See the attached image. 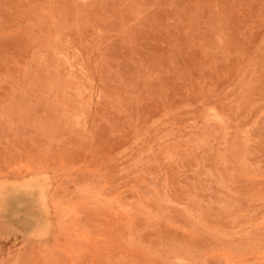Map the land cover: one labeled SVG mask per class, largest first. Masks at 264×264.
Returning a JSON list of instances; mask_svg holds the SVG:
<instances>
[{"label": "rangeland", "instance_id": "obj_1", "mask_svg": "<svg viewBox=\"0 0 264 264\" xmlns=\"http://www.w3.org/2000/svg\"><path fill=\"white\" fill-rule=\"evenodd\" d=\"M262 161L264 0H0V264H264Z\"/></svg>", "mask_w": 264, "mask_h": 264}, {"label": "bare ground", "instance_id": "obj_2", "mask_svg": "<svg viewBox=\"0 0 264 264\" xmlns=\"http://www.w3.org/2000/svg\"><path fill=\"white\" fill-rule=\"evenodd\" d=\"M119 1H121V0H119ZM127 1H128V0H127ZM133 1H134V0H133ZM151 1H152V0H151ZM131 4H132V3H131ZM73 5H74V4H73ZM129 5H130V4H129ZM112 7H113V6H112ZM137 7H138V5H137ZM145 7H147V6H145ZM161 7H162V6H161ZM161 7H160V8H161ZM75 8H76V7H75ZM128 8H129V7H128ZM178 9H179V8H178ZM128 10H129L130 12L132 11L131 9H128ZM133 10H135V9H133ZM139 10H140V9H139ZM133 12H134V11H133ZM136 13H137V12H136ZM126 15H127V14H126ZM137 16H138V14H137ZM132 17H133V16H132ZM120 19H121V18H120ZM237 21H238V20H237ZM214 28H215V27H214ZM41 47H42V46H41ZM44 48H45V47H44ZM49 49H50V48H49ZM52 49H53V48H52ZM55 50H56V49H55ZM204 50H205V48H204ZM211 50H212V49H211ZM37 51H38V50H37ZM56 51H57V50H56ZM212 51H213V50H212ZM52 53H53V52H52ZM65 53H67V52H65ZM37 54H38V53H37ZM40 54H41V53H40ZM40 54H39V55H40ZM54 54H55V53H54ZM205 54H206V53H205ZM34 55H35V54H34ZM58 55H59V54H58ZM60 55H61V54H60ZM65 55H66V54H65ZM40 56H42V54H41ZM53 56L56 57V55H53ZM61 56H63V55H61ZM137 56H138V55H137ZM65 57H67V56H65ZM34 58H35V56H34ZM62 58H64V57H62ZM67 58H68V57H67ZM36 59H37V56H36ZM59 59H60V58H59ZM71 60H72V59H71ZM128 60H129V59H128ZM42 61H43V60H42ZM56 61H57V60H56ZM44 62H45V61H44ZM65 62H66V61H65ZM35 63H36V62H35ZM37 64H38V63H37ZM44 64H45V63H44ZM38 65H39V64H38ZM32 69H33V68H32ZM32 69H31V70H32ZM53 69H55V68H53ZM33 70H34V69H33ZM55 71H56V69H55ZM198 71H199V70H198ZM35 73H36V72H35ZM35 73H34V75H35ZM65 75H66V74H65ZM65 75H64V76H65ZM119 77H120V76H119ZM148 78H149V77H148ZM262 84H263V83H262ZM49 85H50V84H49ZM51 85H52V82H51ZM51 85H50V86H51ZM136 87H137V86H136ZM51 88H52V87H51ZM142 88H143V87H142ZM13 89H14V88H13ZM42 90H43V89H42ZM44 90H45V89H44ZM171 90H172V89H171ZM13 92H14V91H13ZM42 94H43V93H42ZM22 96H23V95H22ZM149 96H150V95H149ZM255 97H256V95H255ZM245 98H246V97H245ZM3 106H4V104H3ZM134 106H135V105H134ZM210 110H211V108H210ZM210 110H209V111H210ZM205 112H206V111H205ZM34 113H35V112H34ZM80 114H81V113H80ZM163 114H164V113H163ZM214 114H215V111H214ZM79 116H80V115H79ZM79 116H78V117H79ZM211 118H212V117H211ZM49 119H50V118H49ZM128 119H129V118H128ZM130 119H131V118H130ZM69 120H71L72 122L74 121V120H72V119H69ZM201 120H202V119H201ZM112 122H113V121H112ZM114 122H115V121H114ZM105 123H106V122H105ZM107 123H108V122H107ZM188 124H189V123H188ZM79 125H80V124H79ZM107 125H108V124H107ZM131 125H132V124H131ZM109 126H110V125H109ZM211 126H213V125H211ZM80 128H81V127H80ZM133 128H134V127H133ZM251 128H252V127H251ZM124 130H125V129H124ZM133 130H135V129H133ZM250 132H251V131H250ZM39 133H40V132H39ZM77 133H78V132H77ZM113 133H114V132H113ZM134 133H136V132H134ZM216 133H217V131H216ZM168 134H169V133H168ZM251 134H252V133H251ZM262 134H263V131H262ZM252 135H253V134H252ZM253 136H254V135H253ZM84 138H86V137H84ZM244 140H245V139H244ZM49 142H50V141H49ZM135 145H136V144H135ZM196 147H197V146H196ZM12 148H13V146H12ZM198 148H199V146H198ZM165 156H166V154H165ZM239 160H240V159H239ZM249 160H250V158H249ZM262 162H263V161H262ZM262 162H261V163H262ZM227 163H228V162H227ZM263 163H264V162H263ZM245 164H246V162H245ZM258 164H260V162H259ZM36 166H37V164H36ZM27 167H28V165H27ZM12 168H13V167H12ZM28 168H29V167H28ZM48 168H49V167H48ZM208 168H209V167H208ZM209 172H210V171H209ZM198 175H199V174H198ZM33 176H34V175H32V177H33ZM35 176H36V175H35ZM257 177H258V176H257ZM30 178H31V177H30ZM30 178H29V179L27 178V179L30 180ZM42 178H43V177H42ZM150 179H151V178H150ZM28 180H27V181H28ZM32 181H33V180H31V182H32ZM29 182H30V181H29ZM33 182H35V181H33ZM145 182H146V181H145ZM23 183H24V182H23ZM35 183H36V182H35ZM180 183H181V182H180ZM24 184H25V183H24ZM33 184H34V183H31L30 185L33 186ZM36 184H37V183H36ZM36 184H35V185H36ZM15 185H17V184H15ZM25 185H26V184H25ZM27 185H28V184H27ZM35 185L33 186L34 188L36 187ZM37 186H38V184H37ZM150 186H151V185H150ZM12 187L14 188V185L11 186V188H12ZM17 187H18L19 190H21L20 188H22L21 185H19V186H17ZM17 187L15 186V190H16ZM19 187H20V188H19ZM30 187H31V186H29V188H30ZM138 187H139V186H138ZM31 188H32V187H31ZM31 188H30V189H31ZM39 188H40V187L38 186V188H37L38 190L35 189V191L38 192V195H39V191H41V189H39ZM186 188H187V187H186ZM221 188H222V187H221ZM32 189H33V188H32ZM73 189H74V188H73ZM136 189H137V188H136ZM155 189H156V188H155ZM9 190H10V188H9ZM70 190H71V189H70ZM7 191H8V190H7ZM207 191L209 192V190H207ZM4 193H6L5 190H4ZM30 193H31V191L29 192V195H30ZM73 193H74V192H73ZM18 194H19V193H18ZM31 194H32V193H31ZM33 195H34V194H33ZM33 195H32V196H33ZM42 195H43V194H42ZM45 195H46V194H45ZM56 195H57V194H56ZM75 195H76V193H75ZM4 196H5V195H4ZM23 196H24V195H23ZM26 196H27V195H26ZM30 196H31V195H30ZM52 196H53V195H52ZM219 196H220V194H219ZM240 196H241V195H240ZM19 197H20V195H19ZM49 197H50V196H49ZM195 197H196V196H195ZM105 198H106V197H105ZM110 198H111V197H110ZM3 199H4V197H3ZM3 199H2V200H3ZM5 199H6V198H5ZM16 199H18L17 196H16ZM35 199L37 200V199H40V198H37V196L35 195ZM44 199H45V198H44ZM56 199H58V198H56ZM59 199H61V198H59ZM106 199H107V198H106ZM160 199H161V198H160ZM2 200H1V201H2ZM36 200H35V201H36ZM210 200H211V199H210ZM17 201H18V200H15V202H17ZM38 201H39V200H38ZM38 201H37V202H38ZM44 201H45V200H44ZM56 201H57V200H56ZM108 201L110 202L109 199H108ZM10 203H12V201H11ZM17 203H18V202H17ZM17 203H16V204H17ZM211 203H212V202H211ZM12 204H13V203H12ZM19 204H20V203H19ZM37 204H38V203H37ZM38 205H40V203H39ZM45 205H46V204H45ZM45 205L43 204V206H45ZM208 206H209V205H208ZM218 206H219V204H218ZM0 207H1V206H0ZM9 207H10V206H9ZM12 208H13V207H12ZM12 208H11L10 211H12ZM45 208H46V210L48 209L47 207H45ZM13 209H14V208H13ZM6 210L8 211L7 208H6ZM6 210H5V211H6ZM13 211H14V210H13ZM13 211H12V212H13ZM47 211H48V210H47ZM47 211H46V212H47ZM191 211H192V210H191ZM1 213H3V212H1ZM17 213H18V212H17ZM26 215H28V214H26ZM31 215H33V214H31ZM28 216H30V215H28ZM33 216H34V215H33ZM34 217H35V216H34ZM34 217H32V218H34ZM30 218H31V217H30ZM3 219H5V218H3ZM45 219H46V218H45ZM40 220H41V219H40ZM40 220H39V221H40ZM43 220H44V219H43ZM47 220H48V219H46L43 223H42V221H40V222H41L42 225H43ZM37 221H38V220L35 219V222H36V223H37ZM34 224H35V223H34ZM45 224H46V223H45ZM32 225H33V223H32ZM32 225H31V227H30V226H29V227L32 228ZM36 225H37V224H36ZM39 225H40V228L42 229L41 224H38V226H39ZM47 225H48V224H47ZM33 226H34V225H33ZM36 227H37V226H36ZM46 227H47V226H46ZM48 227H49V226H48ZM38 228H39V227H38ZM40 228H39V229H40ZM255 228H256V227H255ZM39 229L37 230L38 232H39ZM44 229H45V228H44ZM47 229H48V228H47ZM47 229H46V230H47ZM31 230H32V229H31ZM35 230H36V229H35ZM26 231H27V230H26ZM29 231H30V230H29ZM29 231H27V232H29ZM48 231H49V230H48ZM34 232H35V231H34ZM1 234H2V232H1ZM41 234H42V233L40 232V234H38V235H41ZM1 236H2V235H1ZM7 236H8V235H7ZM13 236H14V235H13ZM22 237H23V236H22ZM93 237H94V236H93ZM37 239H38V238H37ZM42 240H43V239H42ZM40 241H41V240H40ZM43 241H44V240H43ZM41 250H42V249H41ZM42 251H43V250H42ZM67 255H68V254H67ZM70 256H71V255H70ZM64 258H65V257H64ZM64 260H65V259H64ZM72 261H73V260H72ZM72 263H73V262H72ZM59 264H60V263H59Z\"/></svg>", "mask_w": 264, "mask_h": 264}]
</instances>
